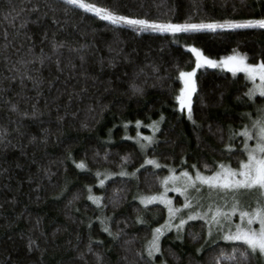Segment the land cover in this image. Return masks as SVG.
Masks as SVG:
<instances>
[{"label": "trees", "instance_id": "obj_1", "mask_svg": "<svg viewBox=\"0 0 264 264\" xmlns=\"http://www.w3.org/2000/svg\"><path fill=\"white\" fill-rule=\"evenodd\" d=\"M90 2L157 22L264 16V0ZM189 45L209 58L235 50L256 63L264 60V29L173 36L117 28L62 0H0V264H98V255L102 264H215L222 250H244L239 242L206 241V223L194 220L163 236L162 254L145 251L166 207L144 206L137 194L161 192L169 167L196 164L210 173L204 165H236L245 153L234 133L264 99H249L245 74L202 68L189 120L176 101L179 71L195 66ZM153 122L158 131L147 126ZM137 132L157 140L142 150L126 138ZM147 157L168 168L145 165ZM81 161L87 169L76 167ZM121 170L128 175L98 186L97 172ZM89 187L99 205L87 199ZM105 217L118 239L102 230ZM239 251L237 261L221 264H238ZM249 264L264 261L253 255Z\"/></svg>", "mask_w": 264, "mask_h": 264}, {"label": "snow or ice", "instance_id": "obj_2", "mask_svg": "<svg viewBox=\"0 0 264 264\" xmlns=\"http://www.w3.org/2000/svg\"><path fill=\"white\" fill-rule=\"evenodd\" d=\"M63 4L71 6L75 9H80L84 13H91L101 21H106L108 24L117 27H129L137 32H159L171 33L175 36L178 33H216L218 30H238V29H264V16L261 18H251L244 20H224L223 22H200V23H172V22H156L148 19L134 18L127 15H121L111 10L108 7L98 6L97 3L90 0H62ZM36 11V9H33ZM21 24V27H24ZM5 38L7 35L5 34ZM63 45H53L54 50H57ZM188 51L195 56V67L191 71H179L178 79L182 81L183 87L179 90L176 96V101L181 112L187 110L189 120H192V96L197 91L196 73L197 70L205 66L216 68L223 67L233 75L244 73L246 78L253 82L254 87L250 88L246 95L252 99L257 94L264 97V60L256 63H250L249 57L246 54L239 53L233 50L232 55H228L220 60H214L206 56L201 49L190 46ZM41 64L44 60L41 58ZM31 78V77H29ZM259 83L256 84V81ZM135 92H142V89L133 86ZM15 111V106L12 108ZM260 115L252 121L251 129L244 126L243 131L234 133L244 138L243 152L246 153V159L238 162V167L234 168L230 164L219 163L213 169L209 170L208 165H204V169L210 171L206 174L200 168L193 164L190 167L195 169L194 174L187 169L176 175L175 169H170V174L164 177L161 181V186L164 191L158 195L141 197L140 202L145 206L153 203L164 204L168 210V219L165 224L157 227L152 232V238L147 242L145 251L149 258L156 254H162L160 240L165 235L166 231H171L173 228L179 234L191 220H204L208 226V235L211 237L213 228H217L220 232V237L227 242H239L244 247L243 251L233 249L231 254L225 253L223 250L218 257L215 258V264H221L222 261H237L236 253L239 251L240 261L238 264H249L250 258L253 255L264 256V108L258 110ZM163 119V117H161ZM194 122V121H193ZM137 128L142 126L141 121H136ZM154 131H158L157 122L151 125ZM127 127V125H125ZM138 143L140 140L146 141V144H141L142 148L151 146L155 140L152 136H141L137 132ZM130 138V137H126ZM255 139V146L250 147L248 141ZM228 151H232L231 145L228 146ZM71 158V154H69ZM127 161V158H125ZM75 163V161H74ZM155 168H161L162 165L153 159H148L145 162ZM186 163V161H185ZM76 167L85 170L87 165L84 161L76 163ZM144 167V165H141ZM139 171V169H137ZM118 175H128L127 172L121 170ZM134 175V174H133ZM99 179V187L103 188L107 179L111 178V174L96 173ZM103 177V178H101ZM207 189L211 194L213 192L220 195L222 198L231 195L230 204L226 201L223 205L216 204L208 206L207 211L196 212L190 211L187 217L180 216L178 223H173L177 215L182 211L179 208L172 206V200L168 198L169 191L177 192L183 195L185 203L184 209H193V202L190 198V190H194L197 194L201 193L202 189ZM242 192H257L258 198L254 208H245L241 205L238 194ZM87 199L94 204L99 205L102 197L92 194V188H88ZM239 216L240 223L233 225L232 218ZM109 218L100 219L102 230L107 232L114 239H118L119 234H113L109 224ZM138 222L143 223V220L138 218ZM258 225V227H254ZM92 225L89 224V228ZM178 238L179 235H178ZM102 243V242H96ZM31 249V243L29 245ZM92 250V244H89V251ZM143 255V253H141ZM103 258L97 256L98 264H102Z\"/></svg>", "mask_w": 264, "mask_h": 264}, {"label": "rangeland", "instance_id": "obj_3", "mask_svg": "<svg viewBox=\"0 0 264 264\" xmlns=\"http://www.w3.org/2000/svg\"><path fill=\"white\" fill-rule=\"evenodd\" d=\"M111 10H113V11H115L114 9H112V8H110ZM116 12V11H115ZM118 13V12H117ZM119 14V13H118ZM122 15V14H121ZM142 19V18H141ZM150 21H152V20H150ZM157 22V21H156ZM163 23V22H162ZM192 23H198V22H192ZM190 47V45L189 46H187V48H189ZM195 47V46H194ZM239 53H241V52H239ZM232 55V54H231ZM226 57V56H225ZM224 57H222V58H211V59H214V60H220V59H223ZM195 67V66H194ZM203 68H211V67H207V66H205V67H203ZM200 69H202V68H200ZM200 69H198L197 70V72L200 70ZM212 69H220V70H226L225 68H223V67H216V68H212ZM192 70V69H191ZM191 70H188V71H191ZM227 71V70H226ZM244 74V73H243ZM196 75H197V73H196ZM246 76V75H245ZM195 80H196V77H195ZM249 81V80H248ZM249 88H248V91H249V89L250 88H252V87H254V85H253V82H251V81H249ZM259 83V80H257L256 81V84H258ZM183 87V86H182ZM195 94V93H194ZM194 94H193V96H192V104H193V97H194ZM255 97H260L259 96V94H257ZM255 97H253L252 99H254ZM262 98H264V97H262ZM261 108H264V99H263V101L262 102H259V103H255L254 104V113H250L249 115H248V121L246 122L247 124H245V126H248L250 129H251V125H252V121L253 120H255L259 115H260V112L258 111L259 109H261ZM186 114H187V110H185L184 111ZM150 129L152 128V127H149ZM152 130L154 131V129L152 128ZM240 131H243V129H241ZM239 131V132H240ZM140 133V135L141 136H152V135H146L144 132H139ZM144 133V134H143ZM237 136H239V135H237ZM152 137H154V136H152ZM240 137V139H241V142L239 143V145H238V148H240L242 151H243V141H244V138L242 137V136H239ZM242 137V138H241ZM133 141H135V142H137L138 141V139H139V137H137V135L136 136H134V137H130ZM154 140L156 141L157 140V135H155V137H154ZM236 141V140H235ZM235 141H233V143H235ZM138 143V142H137ZM147 142L146 141H143V140H140V142L138 143L140 146H141V144H146ZM155 143V142H154ZM153 143V144H154ZM233 143H232V145H231V148H232V150H234L235 149V146L233 145ZM237 143V142H236ZM248 144H249V146L250 147H252V146H255V139H253V140H250V141H248ZM142 148V147H141ZM148 148V147H147ZM146 150V148H142V150ZM148 159H153V160H156V161H158L157 159H155V158H150V157H147L146 158V160H148ZM243 159H246V153H245V157L243 158ZM242 159V160H243ZM146 162V161H145ZM159 162V161H158ZM161 165H162V167H166V168H168L166 165H164V164H162L161 162H159ZM223 163H225V162H223ZM226 164H230L232 167H234V168H236V167H238V163L236 164V165H233V164H231V163H226ZM145 165H148V164H146L145 163ZM152 166V165H151ZM169 170L170 169H173V168H171V167H169L168 168ZM168 170V173L165 175V177H167L169 174H170V171ZM185 170V169H184ZM188 171H190V172H192L193 174H194V172H195V169L194 170H189V169H187ZM176 171V175H179L180 174V172L181 171H183V170H175ZM102 173H105V174H111V178H115V177H117V176H120V175H118V173H114V172H102ZM206 174H210V173H206ZM101 178H103V177H101ZM108 180V179H107ZM106 180V181H107ZM98 186H99V181H98ZM164 191V189H162V191L161 192H159V193H153V194H144V193H141V192H139L138 194H137V196H136V198H137V200L140 202V198L141 197H147V196H152V195H158V194H160V193H162ZM92 194L93 195H95V196H99L98 194H96L94 191H92ZM258 193L257 192H242V193H240V194H238V198L240 199V201H241V205L243 206V207H245V208H249V209H251V208H254L255 206H256V202H257V198H258ZM167 196H168V198L169 199H171L172 200V206L174 207V208H179V209H181L182 211L177 215V218L174 220V224L175 223H178L179 222V218H180V216L182 215V216H184L185 218L187 217V215L189 214V212L190 211H196V212H204V211H207V209H208V206L209 205H212L213 207L216 205V204H220V205H223L226 201L230 204V202H231V195H229V196H227V197H224V198H222L220 195H218L217 193H215V192H213V193H209L208 192V190L205 188V189H202V191H201V193H199V194H197L194 190H190V198L192 199V202H193V209H191V210H189V209H184L183 208V205H184V203H185V198H184V196L183 195H180L179 193H177V192H173V191H169L168 193H167ZM100 197V196H99ZM141 203V202H140ZM142 204V203H141ZM153 204H161V203H153ZM142 205H144V204H142ZM150 205H152V204H149V205H147V206H150ZM162 205H164V204H162ZM145 206V205H144ZM165 206V205H164ZM167 219H168V210H167V208H166V218H165V220H164V222L162 223V224H160L158 227H160L161 225H163V224H165V222L167 221ZM197 220H200V219H197ZM191 221H194V220H191ZM204 221V220H203ZM205 222V221H204ZM238 223H240V220H239V216L237 215V216H235V217H233L232 218V224L233 225H235V224H238ZM187 225V224H186ZM185 225V226H186ZM207 226V225H206ZM254 227H258V225H254ZM157 228V227H156ZM185 228V227H184ZM184 230V229H183ZM182 230V231H183ZM181 231V232H182ZM170 232H174V233H177V231L175 230V228H173L171 231H166L165 232V234H167V233H170ZM178 234V233H177ZM162 238H163V236L161 237V240H162ZM151 240V239H150ZM149 240V241H150ZM161 240H160V244H161ZM218 240H221V241H224L223 239H221V237H220V232H219V230L217 229V228H213V234H212V236L210 237L209 235H208V226H207V232H206V241H208V242H214V241H218ZM225 242H227V241H225ZM146 245H147V243H146ZM157 255V254H156ZM155 255V256H156ZM154 256V257H155ZM261 258H262V260L264 261V256H260ZM155 259V258H154ZM160 264H164V263H160Z\"/></svg>", "mask_w": 264, "mask_h": 264}]
</instances>
